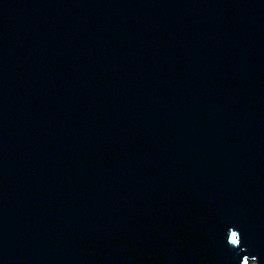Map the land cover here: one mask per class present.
I'll return each mask as SVG.
<instances>
[{"label":"water","instance_id":"95a60500","mask_svg":"<svg viewBox=\"0 0 264 264\" xmlns=\"http://www.w3.org/2000/svg\"><path fill=\"white\" fill-rule=\"evenodd\" d=\"M246 261L264 0H0V264Z\"/></svg>","mask_w":264,"mask_h":264},{"label":"snow or ice","instance_id":"6c2138e0","mask_svg":"<svg viewBox=\"0 0 264 264\" xmlns=\"http://www.w3.org/2000/svg\"><path fill=\"white\" fill-rule=\"evenodd\" d=\"M236 240V237H235V234L233 235V241L235 242ZM245 264H247V261L245 262Z\"/></svg>","mask_w":264,"mask_h":264},{"label":"rangeland","instance_id":"374dc122","mask_svg":"<svg viewBox=\"0 0 264 264\" xmlns=\"http://www.w3.org/2000/svg\"><path fill=\"white\" fill-rule=\"evenodd\" d=\"M252 264H256V263L253 262Z\"/></svg>","mask_w":264,"mask_h":264}]
</instances>
